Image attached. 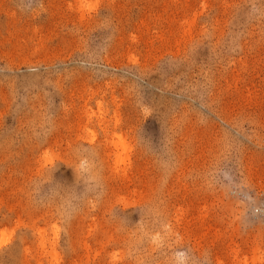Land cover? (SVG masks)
I'll return each mask as SVG.
<instances>
[{
	"label": "rangeland",
	"instance_id": "obj_1",
	"mask_svg": "<svg viewBox=\"0 0 264 264\" xmlns=\"http://www.w3.org/2000/svg\"><path fill=\"white\" fill-rule=\"evenodd\" d=\"M0 264H264V0H0Z\"/></svg>",
	"mask_w": 264,
	"mask_h": 264
},
{
	"label": "bare ground",
	"instance_id": "obj_2",
	"mask_svg": "<svg viewBox=\"0 0 264 264\" xmlns=\"http://www.w3.org/2000/svg\"><path fill=\"white\" fill-rule=\"evenodd\" d=\"M116 144H117L116 147H119L123 151L125 150L124 143L120 139H118V142Z\"/></svg>",
	"mask_w": 264,
	"mask_h": 264
}]
</instances>
